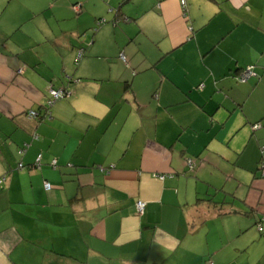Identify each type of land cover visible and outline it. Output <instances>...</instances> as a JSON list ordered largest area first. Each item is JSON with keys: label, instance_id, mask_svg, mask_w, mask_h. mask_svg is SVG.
<instances>
[{"label": "crops", "instance_id": "crops-1", "mask_svg": "<svg viewBox=\"0 0 264 264\" xmlns=\"http://www.w3.org/2000/svg\"><path fill=\"white\" fill-rule=\"evenodd\" d=\"M186 1L0 0V264H264V0Z\"/></svg>", "mask_w": 264, "mask_h": 264}, {"label": "built area", "instance_id": "built-area-1", "mask_svg": "<svg viewBox=\"0 0 264 264\" xmlns=\"http://www.w3.org/2000/svg\"><path fill=\"white\" fill-rule=\"evenodd\" d=\"M181 5L186 8L187 6V1L186 0H181ZM105 19H102L100 21H98V24H101V23H104ZM83 53H84V49L83 48H79V51H78V55H77V59L80 60L81 57L83 56ZM255 75L254 73V66L252 65H249L247 66L242 72H240L239 76H238V79L240 81H246L247 79H249L251 76ZM49 92H50V98L48 100V104L49 106H51L56 100L58 99H61V98H64L66 97L68 94H69V91L65 90V89H56V88H50L49 89ZM39 114V112L37 110H34V109H29L28 111V115L30 117H37ZM260 124L257 123L254 125L255 128L259 127ZM264 148V146H263ZM25 151V148H22L20 150V152H24ZM40 158H41V154H39L38 158H37V165H39L40 163ZM54 164H56V162L54 161ZM19 167H23V163H19ZM45 187L46 189H51L52 188V185L50 182L46 181L45 182ZM145 206H146V202L143 201V200H138L137 201V209L140 213H143L144 212V209H145ZM260 230L262 229V226L259 225L258 227Z\"/></svg>", "mask_w": 264, "mask_h": 264}, {"label": "rangeland", "instance_id": "rangeland-1", "mask_svg": "<svg viewBox=\"0 0 264 264\" xmlns=\"http://www.w3.org/2000/svg\"><path fill=\"white\" fill-rule=\"evenodd\" d=\"M100 19H103V18H100ZM109 24H112L113 25V22H109L108 24H106V25H109ZM105 26V25H104ZM101 27V25L99 26V24H98V21H97V25H96V27L94 26V28L92 29V30H89V31H91V33H92V31L94 30V29H101L100 28ZM132 27L133 26H130V28L132 29ZM95 31V30H94ZM90 42H91V40H90ZM104 42V41H103ZM147 45H149V44H146V46L144 47V50H146V51H149V47L147 48ZM91 46V45H90ZM103 49V48H102ZM125 54V53H124ZM123 53H120L119 55H121V58L123 59V60H125L126 61V57H125V55H124ZM83 57V56H82ZM82 57H81V59H82ZM141 57H143V56H141ZM80 59V60H81ZM80 60H79V62H80ZM100 60H102V59H100ZM79 62L77 63V57H76V63L77 64H79ZM142 64H146V60L144 59L143 61H142ZM92 65H94L97 69H99V71H101V72H104V71H107L108 69H109V66H110V63L109 62H107V59H103L102 61H95ZM113 65H118V63H116V64H113ZM146 78L147 79H149V80H151L152 79V77H150V76H146ZM145 96V95H144ZM65 99V98H64ZM252 228H254V230L257 232V234H259V232H258V230H257V228H256V226L254 227H252Z\"/></svg>", "mask_w": 264, "mask_h": 264}, {"label": "trees", "instance_id": "trees-1", "mask_svg": "<svg viewBox=\"0 0 264 264\" xmlns=\"http://www.w3.org/2000/svg\"><path fill=\"white\" fill-rule=\"evenodd\" d=\"M100 20H102V19H99L98 21H100ZM84 54H85V50H84V53H83V56H84ZM79 61V60H78ZM252 77V76H251ZM250 77V78H251ZM248 80V79H247ZM246 80V81H247ZM58 89H60V88H58ZM62 89H65V88H62ZM66 90V89H65ZM32 109V108H31ZM28 111H29V109L27 110V113H28ZM38 111V110H37ZM39 112V111H38ZM37 117H39V118H41V117H43L41 114H40V112H39V114H38V116ZM255 124H257V123H255ZM23 148H25V146L23 147ZM22 149V148H21ZM21 163H23V162H21ZM261 165H264V160H263V163L261 164ZM33 167V166H32ZM31 167V168H32ZM19 169H24V168H29V166H26L24 163H23V167H18ZM261 170H262V172H264V167H262L261 168ZM260 225V224H259Z\"/></svg>", "mask_w": 264, "mask_h": 264}]
</instances>
